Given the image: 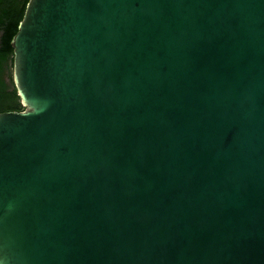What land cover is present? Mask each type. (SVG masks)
Returning a JSON list of instances; mask_svg holds the SVG:
<instances>
[{
  "label": "water",
  "instance_id": "95a60500",
  "mask_svg": "<svg viewBox=\"0 0 264 264\" xmlns=\"http://www.w3.org/2000/svg\"><path fill=\"white\" fill-rule=\"evenodd\" d=\"M0 112V264H264V0H26Z\"/></svg>",
  "mask_w": 264,
  "mask_h": 264
},
{
  "label": "trees",
  "instance_id": "16d2710c",
  "mask_svg": "<svg viewBox=\"0 0 264 264\" xmlns=\"http://www.w3.org/2000/svg\"><path fill=\"white\" fill-rule=\"evenodd\" d=\"M25 2L26 0H21V12L17 21L0 43V112L9 110L19 111L22 109L10 77L12 50L9 45V39L16 30V25L21 18ZM3 74L8 75V82H4Z\"/></svg>",
  "mask_w": 264,
  "mask_h": 264
},
{
  "label": "flooded vegetation",
  "instance_id": "af4514ba",
  "mask_svg": "<svg viewBox=\"0 0 264 264\" xmlns=\"http://www.w3.org/2000/svg\"><path fill=\"white\" fill-rule=\"evenodd\" d=\"M20 12L21 0H0V43L6 33L15 25ZM3 79L4 82H8V75L3 74Z\"/></svg>",
  "mask_w": 264,
  "mask_h": 264
}]
</instances>
